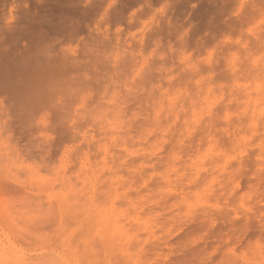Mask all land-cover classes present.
Here are the masks:
<instances>
[{
    "label": "clouds",
    "instance_id": "9594fccd",
    "mask_svg": "<svg viewBox=\"0 0 264 264\" xmlns=\"http://www.w3.org/2000/svg\"><path fill=\"white\" fill-rule=\"evenodd\" d=\"M0 264H264V0H0Z\"/></svg>",
    "mask_w": 264,
    "mask_h": 264
}]
</instances>
